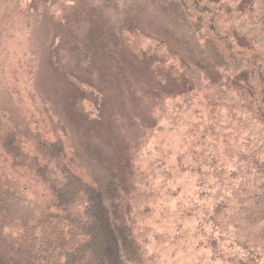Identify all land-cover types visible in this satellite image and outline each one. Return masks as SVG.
<instances>
[{"label": "rangeland", "instance_id": "374dc122", "mask_svg": "<svg viewBox=\"0 0 264 264\" xmlns=\"http://www.w3.org/2000/svg\"><path fill=\"white\" fill-rule=\"evenodd\" d=\"M51 4L0 0V190L15 185L31 200L47 192L33 166H12L15 157L3 149L11 133L24 140L31 159L40 161L41 142L61 137L83 174L101 183L109 171L122 173L124 157L145 172L151 163L164 160L177 168L178 156L188 153L197 139L208 144L219 139L222 146L236 143L238 129L229 127V108L213 113L203 92L193 96L189 108L182 95L184 78L169 67L189 63L203 68L206 76L224 68L223 57L200 39L199 22L181 3L58 0V11ZM129 26L140 30L136 39L142 49L156 39L166 40V50L176 58L164 61L154 52L160 61L155 66L150 56L137 57L122 40ZM158 92L166 97L167 117L159 112ZM217 115L223 130L216 128L214 139ZM140 190L150 194L146 221L161 237L145 251L151 256L146 264H232L233 249L225 246L226 256L214 259L196 235L203 200L194 174L168 183L154 178Z\"/></svg>", "mask_w": 264, "mask_h": 264}, {"label": "trees", "instance_id": "16d2710c", "mask_svg": "<svg viewBox=\"0 0 264 264\" xmlns=\"http://www.w3.org/2000/svg\"><path fill=\"white\" fill-rule=\"evenodd\" d=\"M175 1L199 22L197 35L216 47L224 68L206 76L189 63L169 67L184 78L182 95L189 108L197 92L204 93L213 113L229 108V127L238 129L236 143L223 139L222 146L215 139L216 128L223 130L217 115L215 141L197 139L178 156L177 168L164 160L140 172L124 157L122 173L109 171L101 183L83 174L61 137L41 142L40 161L26 154L24 140L8 134L3 149L15 157L12 166H33L47 192L31 200L15 185L0 190V264H146L151 256L145 251L161 237L146 221L150 194L140 187L154 178L168 183L188 173L195 175L203 200L196 235L213 258L225 257L228 246L236 253L229 257L232 264H264V0ZM52 3L56 11L58 0ZM139 33L131 26L122 33L137 57L150 56L155 66L160 61L154 52L164 61L176 58L166 50V40L142 49ZM70 77L84 94L79 78ZM156 100L160 114L169 116L166 97L158 92Z\"/></svg>", "mask_w": 264, "mask_h": 264}]
</instances>
